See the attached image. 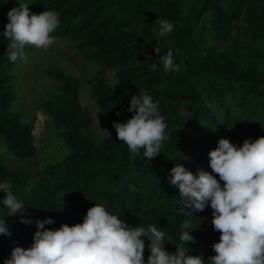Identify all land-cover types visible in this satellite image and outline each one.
<instances>
[{
	"label": "trees",
	"instance_id": "16d2710c",
	"mask_svg": "<svg viewBox=\"0 0 264 264\" xmlns=\"http://www.w3.org/2000/svg\"><path fill=\"white\" fill-rule=\"evenodd\" d=\"M22 4L33 14L58 13L59 25L52 34L71 38L86 59L114 70V83L97 79L91 86L112 126L126 123L134 115L127 110L131 97L147 92L158 102L169 139L149 161L143 149L139 155L132 154L117 139L114 127L113 134L92 140L87 135L92 117L80 103L79 78L48 66L45 74L59 83L41 107L64 128L69 153L35 171L10 168L0 160V183L10 182L13 194L25 206L23 212L9 215L2 202L5 193L0 191V221L10 233L0 234V264L15 247H31L37 220L51 218L54 223L45 225L48 230L72 226L82 223L94 204L103 205L132 228L155 224L171 237L172 244L165 242L170 254L176 252L174 245L180 243L187 222L189 227L183 230L194 237L186 244L189 254L211 264L209 258L215 255L211 245L220 238L211 223L212 209L184 206L178 187L170 183V170L182 165L194 175L203 170L216 176L209 152L221 138L241 147L246 139L261 137L249 128L264 114V45H254L257 40L264 42V0H231L228 8L220 0H0V139L18 158H31L37 153L32 124L10 109L16 98L13 67L17 61L9 60V41L3 36L9 11ZM207 13L211 21L205 31L198 23ZM241 15L248 40L240 46L232 31ZM158 19L174 25L165 37L157 36ZM206 36L222 43L230 39L231 47L204 46ZM34 48L26 45L25 53ZM169 50L174 62L183 64L179 72L164 71L160 58ZM242 56L248 60L244 65ZM205 75L220 81L202 85L199 79ZM141 239L147 264L150 241Z\"/></svg>",
	"mask_w": 264,
	"mask_h": 264
},
{
	"label": "clouds",
	"instance_id": "9594fccd",
	"mask_svg": "<svg viewBox=\"0 0 264 264\" xmlns=\"http://www.w3.org/2000/svg\"><path fill=\"white\" fill-rule=\"evenodd\" d=\"M9 23L3 36L9 41L8 58L15 63L27 61L25 46L47 50L56 41L51 35L59 25L58 13L45 10L40 14L30 12L27 4L19 5L8 13ZM158 37L173 31L167 20H157ZM155 52L159 54V49ZM164 71L179 72L182 62H174L172 51L160 58ZM186 67V66H184ZM153 71L156 64H152ZM134 115L126 123L114 122L117 139L124 142L129 151L149 160L160 154L166 134L165 117L160 114L158 102L142 92L133 95L127 109ZM119 115V113H117ZM212 173L199 171L194 175L182 165L170 170V183L177 186L184 206L203 211L210 205L212 226L220 233L219 242L211 245L215 255L211 264H264V136L255 141L245 140L237 147L227 138H221L209 152ZM221 181L223 184H221ZM5 193L2 200L9 215L23 212L25 206L13 194L10 182L0 183ZM25 222V221H22ZM54 221L37 220V231L30 248L15 247L4 264H145V243L150 241L147 264H204L198 255H190L186 244L194 237L185 222L170 254L165 242H171L164 231L155 224L147 228L129 227L117 215L110 214L101 204L87 210L82 223L72 226L62 224L59 229H45ZM0 234L10 235L4 220L0 221Z\"/></svg>",
	"mask_w": 264,
	"mask_h": 264
},
{
	"label": "rangeland",
	"instance_id": "374dc122",
	"mask_svg": "<svg viewBox=\"0 0 264 264\" xmlns=\"http://www.w3.org/2000/svg\"><path fill=\"white\" fill-rule=\"evenodd\" d=\"M220 1L224 8L231 5V0ZM210 21L211 15L207 13L198 23V28L202 29L204 27V30L207 31L205 27H208ZM245 25L244 16L241 15L232 31V35L239 39L240 46L248 40L243 31ZM53 36L56 41L47 50L38 48L29 50L26 52L27 61L18 59L13 67L16 98L11 103L10 109L23 122L32 124V134L37 153L31 158H18L0 139V160L10 168L35 171L37 167L42 168L47 164L61 160L69 153V148L64 141V128L41 107V103L54 93L59 83L45 74L44 70L48 66L60 67L65 73L79 78V100L83 108L92 117L91 126L87 132L89 138L99 141L114 132L113 126L98 107L91 89L92 84L97 79H103L111 84L114 83V70L104 67L98 61L86 59L71 38ZM204 43V46L218 43L221 50H227L231 47L230 39L222 43V41L211 40L207 37ZM254 45L259 48L264 45V42L257 40ZM241 59L243 65L248 62L247 58L243 56ZM259 63V61H255L254 65L257 67ZM211 80L220 81L214 75H205L199 79L202 85H207L208 81ZM208 105L212 109H216L215 105ZM39 114L43 115V118L39 130H36L35 124L38 122ZM234 129L235 131L238 130L236 127ZM249 129L257 136H264V114L260 117L258 123Z\"/></svg>",
	"mask_w": 264,
	"mask_h": 264
},
{
	"label": "bare ground",
	"instance_id": "6f19581e",
	"mask_svg": "<svg viewBox=\"0 0 264 264\" xmlns=\"http://www.w3.org/2000/svg\"><path fill=\"white\" fill-rule=\"evenodd\" d=\"M42 116L43 115L39 114V117L37 119L38 122H36V124H35L36 130H39V128H40V124H41V121H42V118H43Z\"/></svg>",
	"mask_w": 264,
	"mask_h": 264
}]
</instances>
